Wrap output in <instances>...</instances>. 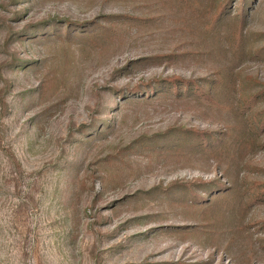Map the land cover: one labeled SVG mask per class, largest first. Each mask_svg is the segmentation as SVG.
<instances>
[{"label":"rangeland","instance_id":"1","mask_svg":"<svg viewBox=\"0 0 264 264\" xmlns=\"http://www.w3.org/2000/svg\"><path fill=\"white\" fill-rule=\"evenodd\" d=\"M0 264H264V0H0Z\"/></svg>","mask_w":264,"mask_h":264}]
</instances>
